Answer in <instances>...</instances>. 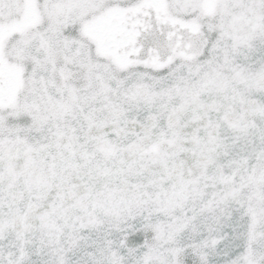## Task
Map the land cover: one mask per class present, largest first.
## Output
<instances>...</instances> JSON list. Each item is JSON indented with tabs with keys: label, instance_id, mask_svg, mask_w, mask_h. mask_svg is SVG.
<instances>
[{
	"label": "snow or ice",
	"instance_id": "6c2138e0",
	"mask_svg": "<svg viewBox=\"0 0 264 264\" xmlns=\"http://www.w3.org/2000/svg\"><path fill=\"white\" fill-rule=\"evenodd\" d=\"M0 264H264V0H0Z\"/></svg>",
	"mask_w": 264,
	"mask_h": 264
}]
</instances>
